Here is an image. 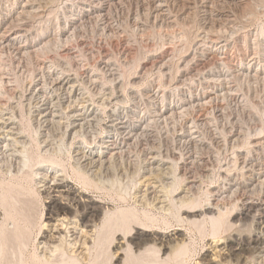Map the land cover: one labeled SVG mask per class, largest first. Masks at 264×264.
<instances>
[{
	"label": "bare ground",
	"instance_id": "6f19581e",
	"mask_svg": "<svg viewBox=\"0 0 264 264\" xmlns=\"http://www.w3.org/2000/svg\"><path fill=\"white\" fill-rule=\"evenodd\" d=\"M8 1L12 8L0 12V171L31 174L28 151L37 145L40 162L25 178L47 201L35 240L40 264H83L100 235L128 228L132 214L88 187L107 191L129 180L135 201L165 214L177 209L179 223L170 232L141 225L132 237L118 234L112 264L157 249V264H164L187 248L188 227L221 226L235 206L228 231L213 228L193 264H264V0H136L147 16L129 18L143 45L137 59L120 27L115 47L69 43L88 23L113 30V13L130 0H64L61 12L52 8L56 0ZM226 104L235 112L226 114ZM154 123L166 127L164 148L152 135ZM65 144L74 175L54 160ZM1 193L3 255L27 233L9 220ZM14 226L23 234L10 232Z\"/></svg>",
	"mask_w": 264,
	"mask_h": 264
},
{
	"label": "rangeland",
	"instance_id": "374dc122",
	"mask_svg": "<svg viewBox=\"0 0 264 264\" xmlns=\"http://www.w3.org/2000/svg\"><path fill=\"white\" fill-rule=\"evenodd\" d=\"M64 0H56L55 1V4H53V9H55V8H57V9H55L57 12H61L62 11V2H63ZM131 1V2H130ZM130 1H128L127 3H125V5L123 6V7H121V9L119 8V9H116L115 10V12L113 13V18H112V20H111V22H110V25H111V27H112V29L114 30V32H112L113 30H102L103 29V27H104V23L103 24H100L101 22H97L96 24L95 23H88V24H86L85 26H84V29H83V31L81 32V34H79L80 36L78 37H75V38H73L69 43L71 44V45H80L81 43L82 44H85L87 47H90V48H97V45H101V44H103V45H106V46H109V45H111V46H113V47H115L116 46V44L118 43V41H119V37H118V35H117V33H115V29L117 28V27H120L122 30H124L125 31V34H127L129 37H130V39L132 40V43L134 44V52H133V54H135L134 56H136V59L138 58L137 56H138V54L141 52V46L143 47V45H142V43H141V37H140V34L138 35V33L136 34H134V32H133V27H132V23L129 21V18H130V16H132V14H137V17L138 18H140V19H146L147 18V16H145V14H144V12H142L141 11V9H140V4H139V2H137L136 0H130ZM260 1V0H259ZM6 2V3H5ZM6 4H8V5H6ZM58 4V5H57ZM127 4V5H126ZM6 6V7H5ZM9 6V7H8ZM3 8V9H2ZM10 8H12V3L11 2H9L8 0L6 1V0H0V12H5V10L6 9H10ZM4 10V11H3ZM125 14H124V13ZM119 14V15H118ZM143 16H141V15ZM196 13H194V15H195ZM127 16V17H126ZM115 17V18H114ZM264 18H262L261 20H259V22H258V25L259 26H261V25H263L264 26V23L262 24V22H264V20H263ZM117 21V22H116ZM127 22V23H126ZM115 26V27H114ZM109 31V32H108ZM134 34V35H133ZM132 35V36H131ZM117 36V37H116ZM140 37V38H139ZM134 38V39H133ZM93 40H94V42H93ZM107 40V41H106ZM91 41V42H90ZM114 41H115V43H114ZM109 42V43H108ZM117 42V43H116ZM112 43V44H111ZM81 44V45H82ZM93 44V45H92ZM97 44V45H96ZM109 44V45H108ZM140 44H141V46H140ZM96 46V47H95ZM135 46H136V48H135ZM10 51V52H9ZM13 50H8V51H6V53H8L7 55H8V62H13V59L12 58H14L15 57V52L13 51ZM136 52H137V54H136ZM11 53V54H10ZM10 54V55H9ZM14 56H13V55ZM12 57V58H11ZM27 62V68L28 69H30L31 67H32V63H31V61H26ZM137 62V61H136ZM15 81H16V83H17V85L18 86H20V84H21V81H22V79H21V77H19V76H17V74H16V78H15ZM258 85H260V84H257V86H256V94L258 95H256V97L258 98V100H260V99H262L261 98V96L263 95V91L261 90V86H258ZM251 99V98H250ZM249 99V101H247V104L249 105V106H252V101ZM130 100H127L126 101V105L125 106H127V107H130L131 106V101L129 102ZM250 102V103H249ZM254 103H256V99H255V101H254ZM231 105V104H230ZM227 106H228V108H227ZM260 107L262 108L263 107V104L262 105H260ZM257 108H259V107H257ZM230 109V110H229ZM233 109V110H232ZM261 110V109H260ZM231 111H233V112H235V110H234V107H233V105H231L230 107H229V104H226V114H230L231 113ZM238 111H240V110H238ZM237 111V112H238ZM155 124V125H154ZM153 125H150V127H152L153 126V128H152V135H153V137H154V139L159 143H161V145L163 146V148L165 147V145L166 144H168V143H170L169 141L170 140H168L167 139V141H165V136H164V134L166 133L165 131V128L166 127H164L162 124H160V123H154ZM213 125L214 126H216V127H218L220 124L219 123H217V121H215L214 123H213ZM206 129V130H205ZM160 130H163V131H160ZM208 131V132H207ZM209 131H211L210 129H208V128H206V127H204V129H203V131H202V134H203V138H204V140L209 144L210 143V145H212L211 144V139L212 138H210V137H212V131L211 132H209ZM171 131L169 130V133H170ZM33 134H35L34 133V131H32V136H34ZM170 135H171V133H170ZM163 136V137H162ZM209 137V138H207V137ZM207 139H208V141H207ZM167 142V143H166ZM163 143V144H162ZM34 145V144H33ZM64 146V145H63ZM213 146V145H212ZM36 147V148H35ZM68 147V148H67ZM61 149V150H60ZM60 152L58 151H56L55 153L56 154H58V155H55V153L53 154L54 156H52V157H54V160H58V162L57 163H61L60 164V166L61 167H63V169H65V171H67V174L69 173L70 175H71V173L74 175V173H73V169L72 168H70L71 166H72V163H71V161H69L70 160V155H69V146L68 145H66L65 144V146L64 147H60ZM36 150H38L37 149V145H34V147H32L31 146V148H30V151H28V152H30V153H28V156H30V158L29 159H31V160H28V163H27V167H28V164H29V167L27 168V169H25V172H26V170H28L29 169V172H31L30 170L32 169V172H31V174L29 175L28 174V171L26 172V174H28V178L30 179V177L32 176V174H33V172H34V170H35V168H36V164L38 163V162H40V161H38V160H40V159H37V156H38V153H37V151ZM32 151V152H31ZM68 152V156H67V153ZM37 153V154H36ZM198 153L199 154H203V156H206L207 155V153H206V151L205 150H203L202 149V151H200V150H198ZM205 153H206V155H205ZM32 155V156H31ZM37 155V156H36ZM39 158V157H38ZM56 158V159H55ZM56 160V161H57ZM31 161V162H30ZM69 162H70V164H69ZM32 164V165H31ZM64 165V166H63ZM33 166H34V168H33ZM66 167V168H65ZM70 169V170H69ZM72 170V171H71ZM25 172L23 171V173L25 174ZM8 173V172H7ZM7 173H5V171H4V173H3V171H0V187H1V185H2V187H3V190H2V188H0L1 189V191H0V195H2V193L1 192H5V193H3V195H4V197L6 198L7 196L9 197H7L6 199L8 200V201H6V200H4V204H5V208L7 209V211L10 213V215H11V217L13 216V218H15L14 220H13V218L12 219H10L11 217L9 216V220H12V223L14 222L15 223V225L16 226H20V228L21 229H24V231H26V233L27 234H24L23 235V237H28V236H30V237H28V239L27 238H25V239H27V240H24V241H26V243L25 242H21L19 239H21V238H19V239H17V240H15V241H17V243L15 242V244H8L9 243V240H10V243H11V241L13 240V239H16V238H14L13 236L14 235H12V237H13V239L11 240V239H9L8 240V245L9 246H7V248L5 247V249L7 250V254L6 253H4L5 252V250H4V252L2 253L3 255H0V264H35V263H37V264H40V262H43V261H41L38 257H37V255H36V248H35V240H36V237H37V234H38V232H39V230H38V228H39V223H40V221L39 220H41V218L43 217L44 218V216H46V205H47V201H46V199L43 197V196H41V195H39L38 193H37V191H36V189H34L35 188V186L31 183V181L32 180H28V178L26 177L25 178V176H26V174H25V176H22L21 174H20V176L18 177V176H16V178L14 177H12L9 173L7 174ZM22 173V174H23ZM23 174V175H24ZM68 174V175H69ZM9 175V176H8ZM30 176V177H29ZM23 179V181L25 180V179H27V180H25L24 182L22 181V179ZM12 178V179H11ZM19 178V179H18ZM5 180V181H4ZM15 180H17V181H15ZM19 180H21L20 182H19ZM30 182V186L28 185L29 184V182ZM130 181V182H129ZM129 181H127L126 183L124 182H121V183H119V182H114V184H116V185H114L113 183V185L115 186H113L112 184V187L114 188H112V189H110V184H109V187H106L105 189H107V191L106 190H104L103 191V189H100V191H98L99 189H95L92 185H90L89 187H88V191L92 194V195H94L95 197H98V198H101V199H103V200H105V201H107L108 203H109V207H111V208H119V209H123V210H125V211H127V212H130L131 214H132V217L131 218H128V222H130V224L128 225V223H127V227L128 228H126V227H124V228H126V229H124L123 228V226H121V225H119V226H117V227H115V228H117V229H115V228H113V230H111L109 233H107L106 234V236L104 235V237H100L99 236V239L97 238V240H95L96 242H95V244H94V246L95 247H92V249H91V251L92 252H90V254L91 255H89V258H90V260L88 259L87 261H90V262H87V263H90V264H108V263H110V264H112L113 263V245H114V242H115V240H116V238H117V236H118V234H125V235H127L128 237H132L133 235H134V226H141L142 225V227L143 226H145V228L147 229V230H151V231H154V230H157V231H164V232H170L172 229H174L176 226H177V224L179 223V222H175V220L176 221H178L177 219H178V217H177V215H178V212L176 213L175 211H177V209H174V210H172V214H171V212H167V214H165V213H163V212H159V211H155L156 209L152 206V207H150V204L148 205V203H146L147 205H143V204H141V203H138L137 201H135V199H133V197H134V194H133V192H134V189H132V187L134 188V181L132 182L131 180H129ZM4 182V183H3ZM128 182H129V185H128ZM8 183V184H7ZM19 183V184H18ZM131 183H133V185L131 184ZM21 184V185H20ZM33 185V188L31 187L32 185ZM118 184H120V185H118ZM127 186V187H126ZM178 186V185H177ZM19 187V188H18ZM24 187V188H23ZM92 187V188H91ZM117 187V188H116ZM5 188V189H4ZM94 188V189H93ZM96 188H98V187H96ZM109 188V189H108ZM17 189V190H16ZM19 189V190H18ZM33 189V190H32ZM28 190V191H27ZM31 190V191H30ZM102 190V191H101ZM111 192H110V191ZM33 192H35V194H33ZM6 193H8V194H6ZM16 193V194H15ZM19 193V194H18ZM31 193V194H30ZM106 193V194H105ZM5 194H6V196H5ZM10 194V195H9ZM18 194V195H17ZM37 194V195H36ZM103 194V195H102ZM12 195V196H11ZM31 196V197H30ZM28 199V200H27ZM22 200V201H21ZM24 200V201H23ZM203 199H202V197H201V199H200V202L202 201ZM6 201V202H5ZM112 202V203H111ZM10 203V204H9ZM26 203V204H25ZM24 204V205H23ZM145 204V203H144ZM201 204V203H200ZM142 205V206H141ZM146 208H147V210H146ZM153 208V209H152ZM232 208V209H231ZM229 210H228V212H226V214H224V216H223V220H222V224H221V226L220 225H216V226H213V224L212 223H209L210 221H205L204 223H202L201 225H199V227H196V225L195 226H191V227H188L187 229H186V234L188 235L187 237H188V242L187 243H189L186 247L187 248H185V250H183V252L181 251V253H180V255H179V253L177 254V256L176 255H173V257L171 258H169L168 259V261H167V259H166V261L167 262H164V264H193V261L197 258V257H199L200 255H201V253H202V251H203V247H204V245H205V242H206V240H207V238L208 237H211V235L212 234H214V230L216 231V234L218 235H223L224 233H225V231L227 232L228 231V229L229 228H227V227H229L227 224H228V222L231 220V218H232V216L237 212V207L235 206V207H231ZM236 208V209H235ZM12 211V212H11ZM174 212V213H173ZM12 213H14L13 215H12ZM24 213V214H23ZM161 214V215H160ZM175 214H177V215H175ZM171 215V216H170ZM42 216V217H41ZM41 217V218H40ZM225 217V218H224ZM28 219V220H27ZM15 220L17 221V223L15 222ZM157 221V222H156ZM39 222V223H38ZM227 222V223H226ZM9 223H11V221H9ZM28 223V224H27ZM144 223V224H143ZM18 224V225H17ZM31 224V225H30ZM155 224V225H154ZM204 224V225H203ZM226 224V225H225ZM14 225V224H13ZM25 225V226H24ZM38 225V226H37ZM170 225V226H169ZM213 227H212V226ZM16 226H14V228H16ZM121 226V227H120ZM198 226V225H197ZM203 226V227H202ZM219 226V227H218ZM227 226V227H226ZM38 227V228H37ZM223 227V228H222ZM14 228H12V229H10V232H11V230H13V232H14V230H16V232H19L20 230H18L17 228H19V227H17L16 229H14ZM19 228V229H20ZM119 228H121V229H119ZM144 228V227H143ZM213 228H214V230H213ZM217 228H218V230H217ZM159 229V230H158ZM198 230V231H197ZM201 230V231H200ZM224 230V231H223ZM8 231V230H7ZM12 232V233H13ZM112 232V233H111ZM116 232V233H115ZM222 232V233H221ZM8 233H9V231L7 232V235H8ZM11 233V234H12ZM20 233L21 234H23L21 231H20ZM113 233H114V235H113ZM10 234V235H11ZM31 234V235H30ZM9 235V236H10ZM28 235V236H27ZM35 236V237H34ZM22 237V239L21 240H23L24 238ZM110 237V238H109ZM102 238V239H101ZM111 239V240H110ZM19 240V241H18ZM110 241H112V242H110ZM191 241V242H190ZM12 243H14L13 241H12ZM19 243V244H18ZM21 243V244H20ZM192 243V244H191ZM6 244V245H7ZM110 244V245H109ZM11 245V246H10ZM109 245V246H108ZM101 246V247H100ZM9 247V248H8ZM12 247V248H11ZM17 247V248H16ZM11 248V249H10ZM35 248V249H34ZM109 248V249H108ZM16 249V250H15ZM10 250V251H9ZM201 250V251H200ZM33 251V252H32ZM154 251V250H153ZM157 252V253H156ZM156 252L154 251V252H148V254L143 258H139V259H137V260H130L131 262H132V264H134V261L136 262V264H138V262H139V264H157L159 261H158V259L157 258H159V260H160V254H159V251H158V249L156 250ZM15 253V254H14ZM110 253V254H109ZM184 253V254H183ZM109 254V255H108ZM6 255V256H5ZM26 255V256H25ZM159 255V256H158ZM188 257H187V256ZM192 255V256H191ZM2 256H4V258L2 259ZM36 256V257H35ZM91 256V257H90ZM106 256V257H105ZM149 256V257H148ZM158 256V257H157ZM175 256V257H174ZM11 257V258H10ZM28 257V258H27ZM95 257V258H94ZM196 257V258H195ZM6 258V259H5ZM15 258H16V260H15ZM30 258V259H29ZM63 258V257H62ZM65 258V257H64ZM157 260H155V259ZM59 259V258H58ZM57 259V262L59 261V260H62V259H59L58 260ZM66 259V258H65ZM93 259V260H92ZM106 259H108L107 261H106ZM153 259V260H152ZM182 259V260H181ZM2 260V261H1ZM8 260V261H7ZM21 260V261H20ZM36 260H38L37 262H36ZM139 260V261H138ZM149 260H151L150 261V263H149ZM170 260V261H169ZM179 260V261H178ZM63 261V260H62ZM61 261V264L63 263ZM129 261V262H130ZM140 261H141V263H140ZM145 261V262H144ZM155 261V262H154ZM56 262V261H55ZM60 262V261H59ZM58 262V264H60ZM64 262H66V260H64ZM86 262H84L83 264H86ZM93 262V263H92ZM131 262L129 263V264H131ZM46 264H48V263H46ZM50 264V263H49ZM53 264H54V261H53ZM56 264V263H55ZM80 264H82V263H80Z\"/></svg>",
	"mask_w": 264,
	"mask_h": 264
}]
</instances>
